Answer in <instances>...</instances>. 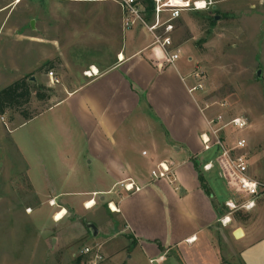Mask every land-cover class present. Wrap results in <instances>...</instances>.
I'll use <instances>...</instances> for the list:
<instances>
[{"label": "crops", "instance_id": "obj_1", "mask_svg": "<svg viewBox=\"0 0 264 264\" xmlns=\"http://www.w3.org/2000/svg\"><path fill=\"white\" fill-rule=\"evenodd\" d=\"M20 36L43 48L42 40ZM151 43L143 27L127 30L114 65L94 67L98 75L29 119L37 123L24 139L33 143L28 183L50 215L69 210L85 219L84 211L99 209V224L86 220L90 238L111 230L125 237L111 255L101 250L110 263L116 257L122 262L121 254L132 259L139 249L156 264H264V203L255 206L254 228L220 222L234 194L217 164L203 168L214 159H201L208 152L201 135L209 115L202 93L187 87L193 57L181 56L177 68L163 67ZM160 162L174 168L179 190L166 179H152ZM218 177L229 198L213 183ZM130 179L143 189L128 193L119 187Z\"/></svg>", "mask_w": 264, "mask_h": 264}, {"label": "rangeland", "instance_id": "obj_2", "mask_svg": "<svg viewBox=\"0 0 264 264\" xmlns=\"http://www.w3.org/2000/svg\"><path fill=\"white\" fill-rule=\"evenodd\" d=\"M17 1L0 0V92L22 77H28L32 85H43L49 99L38 101L32 96L24 106L30 114H38L78 88L90 78L88 70H104L116 63L127 33L117 3ZM211 16L215 24L210 23ZM175 25L176 46L182 56L193 57L188 68L193 70L199 62L205 69L202 95L210 105L207 114L223 113L227 121L235 117L248 121L245 129L228 126L222 135L247 140L250 176L264 184V0H213L207 10L184 12ZM22 34L42 40L43 48L23 42ZM17 114L0 112V264H76L81 256L80 264H90L94 254L81 255L83 248L96 249L103 242L101 250L109 255L120 249L125 237L112 230L109 236L90 238L86 220L93 217L99 224V209L84 211L85 219L72 217L66 210L69 214L57 221L56 214L50 215L48 206L37 199L25 176L34 169L33 143L24 140L37 120ZM215 152L208 151L201 159H214ZM213 183L230 197L222 179ZM257 201L256 205L264 203V191ZM255 208L243 211L250 214L242 222L248 228L259 225ZM119 258H111V263L103 258L98 264H156L139 249L132 259L124 254L122 262Z\"/></svg>", "mask_w": 264, "mask_h": 264}, {"label": "built area", "instance_id": "obj_3", "mask_svg": "<svg viewBox=\"0 0 264 264\" xmlns=\"http://www.w3.org/2000/svg\"><path fill=\"white\" fill-rule=\"evenodd\" d=\"M108 1H113L121 7L125 30L141 26L149 33L152 38L151 46L157 48L161 55V66L176 68L182 54L181 49L175 44V22L186 11H204L213 7V0H152L153 8L149 14L141 0ZM98 74L97 69L86 72L90 78ZM49 76L53 78V71L49 72ZM188 78L192 80V83L187 85L191 94L203 93L206 90V73L199 62H196V66ZM220 105L222 107L227 106L226 103H220ZM205 108L209 110L210 105L207 104ZM207 124V132L201 135L204 150L212 151L215 149L216 152L214 160L205 164L203 168L210 170L217 164L221 177L234 194L233 198L225 202L228 212L220 219L223 225H228L232 222L235 212L251 211L255 208L257 198L264 191V184L250 176L249 158L246 151L247 140L245 138L233 140L232 137L228 139L222 135L228 126L240 130L245 129L248 126V121L241 117L227 121L223 113H217L207 117ZM150 175L153 180L166 179L175 185L177 190L180 189L177 185L174 168L166 162H160L151 170ZM119 187L128 193H136L143 189V186L136 184L133 179L120 182ZM91 254H94L95 259L92 258L90 264H98V261L104 258L99 245L96 249L85 247L81 250V255Z\"/></svg>", "mask_w": 264, "mask_h": 264}, {"label": "trees", "instance_id": "obj_4", "mask_svg": "<svg viewBox=\"0 0 264 264\" xmlns=\"http://www.w3.org/2000/svg\"><path fill=\"white\" fill-rule=\"evenodd\" d=\"M141 2L150 14L153 8L152 0H141ZM209 21L215 24V16H211ZM43 89V85L30 84L28 82V77H22L14 81L0 92V112L5 114L7 110L16 111L24 117V119H32L35 115L26 111L24 106L30 103L32 96H35L38 101L49 99V96L42 91ZM233 217L236 221L242 223L250 217V214H243V211H237L234 213ZM81 259L82 257H78L76 264H80Z\"/></svg>", "mask_w": 264, "mask_h": 264}, {"label": "bare ground", "instance_id": "obj_5", "mask_svg": "<svg viewBox=\"0 0 264 264\" xmlns=\"http://www.w3.org/2000/svg\"><path fill=\"white\" fill-rule=\"evenodd\" d=\"M20 0H18L17 2H19ZM96 70V69H95ZM94 204H95V201H90V202H88L87 203V206L88 207H93L94 206ZM111 208H112V210H116V206L114 205V204H112L111 205ZM65 212L66 211H64V212H60V213H58V214H56V216H55V220H61L63 217H64V214H65ZM240 235H242V234H240Z\"/></svg>", "mask_w": 264, "mask_h": 264}, {"label": "water", "instance_id": "obj_6", "mask_svg": "<svg viewBox=\"0 0 264 264\" xmlns=\"http://www.w3.org/2000/svg\"><path fill=\"white\" fill-rule=\"evenodd\" d=\"M214 8H216V6H214ZM31 80H32V81H36V78H35V77H31ZM89 227H90V228L92 229V231L94 232V235H96V234H97V229H96V227L94 226V224H90ZM240 234H242V231H241V230H238V231L235 233V235H236L237 237H241L242 235H240Z\"/></svg>", "mask_w": 264, "mask_h": 264}]
</instances>
